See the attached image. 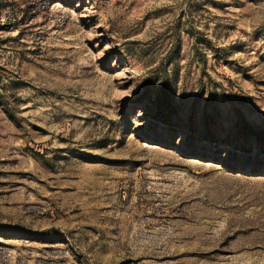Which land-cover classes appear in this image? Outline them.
I'll return each instance as SVG.
<instances>
[{
    "label": "rangeland",
    "instance_id": "rangeland-1",
    "mask_svg": "<svg viewBox=\"0 0 264 264\" xmlns=\"http://www.w3.org/2000/svg\"><path fill=\"white\" fill-rule=\"evenodd\" d=\"M0 264H264V0H0Z\"/></svg>",
    "mask_w": 264,
    "mask_h": 264
}]
</instances>
